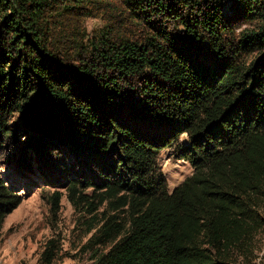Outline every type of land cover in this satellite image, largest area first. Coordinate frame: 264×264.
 Masks as SVG:
<instances>
[{
  "label": "trees",
  "instance_id": "1",
  "mask_svg": "<svg viewBox=\"0 0 264 264\" xmlns=\"http://www.w3.org/2000/svg\"><path fill=\"white\" fill-rule=\"evenodd\" d=\"M226 1L0 0V156L123 213L93 264H235L264 227V0H231L240 35ZM172 146L192 174L169 191ZM20 202L0 175V226Z\"/></svg>",
  "mask_w": 264,
  "mask_h": 264
},
{
  "label": "rangeland",
  "instance_id": "2",
  "mask_svg": "<svg viewBox=\"0 0 264 264\" xmlns=\"http://www.w3.org/2000/svg\"><path fill=\"white\" fill-rule=\"evenodd\" d=\"M223 16L233 20L231 0L223 5ZM99 15L85 17L81 26L87 36L104 25ZM236 33L250 29L251 25L240 21H232ZM180 146L186 143L185 135L179 138ZM175 148L162 149L157 165L167 180L168 190L179 185L192 174L190 165L175 156ZM19 152H10L0 156V175L6 184L20 194V204L9 213L0 226V264H41V254L49 241H52L53 254L51 264H93L97 253L106 251L111 242L93 239L103 219L111 211L108 203L94 204L97 209L88 213L85 203L73 205L68 200L66 190L54 172H43L32 168L27 172L18 165ZM61 193L59 205L53 211L49 202L52 192ZM84 193L91 200L93 193L86 189ZM264 214V204L261 207ZM122 218L123 213H119ZM123 219H120L122 223ZM92 239V240H91ZM235 264H264V227L248 244L245 254L235 252Z\"/></svg>",
  "mask_w": 264,
  "mask_h": 264
}]
</instances>
